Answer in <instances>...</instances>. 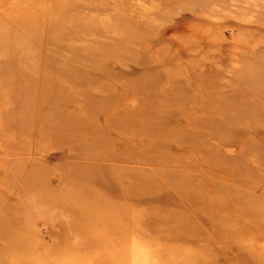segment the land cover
<instances>
[{"label":"rangeland","instance_id":"obj_1","mask_svg":"<svg viewBox=\"0 0 264 264\" xmlns=\"http://www.w3.org/2000/svg\"><path fill=\"white\" fill-rule=\"evenodd\" d=\"M56 3L0 44V264H264V0Z\"/></svg>","mask_w":264,"mask_h":264},{"label":"bare ground","instance_id":"obj_2","mask_svg":"<svg viewBox=\"0 0 264 264\" xmlns=\"http://www.w3.org/2000/svg\"><path fill=\"white\" fill-rule=\"evenodd\" d=\"M57 1H59V0H56V1L55 0H34L33 2H31L29 4V6L27 8L18 7V8L11 10V11H6L4 17L5 18L10 17V18H8L7 22L1 24L2 26H1V30H0V44L6 45L8 47L11 46L10 44H13V42L17 39V34L12 33L14 30L13 27H16V26L23 28V30L26 31L29 36L33 37V38L31 37V39H35V36L37 37L38 32L42 33L41 34L42 37L35 39L37 46H41L49 40V34H50L51 30L55 31V30H59L60 28H63V27H64L63 29H65L67 27V25H66L67 24V18L64 15H62L60 13V11H58L62 8L60 6L57 7V5H58L56 3ZM66 1L67 0H65V2ZM62 3H64V2H62ZM59 4H60V2H59ZM6 27H12V28L9 31V28H6ZM73 30H77V27H75L74 25H72V31ZM10 33H12V34H10ZM29 40H30V38H29ZM57 40L59 41V39H57ZM17 41L24 43V42H26V39L24 37H22L21 39H17ZM58 41H56V42H58ZM18 49H20V48H18ZM24 53H23L21 58L24 57L26 60L27 59L38 60V61L43 62L44 64L52 63V61L50 59H48L45 56H42L38 52L34 53L30 50L29 52H26V54H24ZM15 56L17 58H15L14 61H18L19 59H21L18 57L17 54ZM19 56H21V55H19ZM30 82L31 81L29 79L27 81H21L19 83V87L23 91H28L30 88ZM69 83H71V82L68 80L61 81L59 84L60 88L64 89V90L69 89L71 87V86H69ZM22 104L25 106H31L32 104H34V102L29 97H26V99L23 100Z\"/></svg>","mask_w":264,"mask_h":264}]
</instances>
